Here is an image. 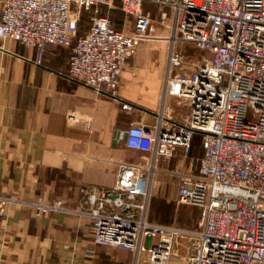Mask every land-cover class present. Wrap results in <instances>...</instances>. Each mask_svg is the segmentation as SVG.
Instances as JSON below:
<instances>
[{
    "label": "built area",
    "instance_id": "2783aa9c",
    "mask_svg": "<svg viewBox=\"0 0 264 264\" xmlns=\"http://www.w3.org/2000/svg\"><path fill=\"white\" fill-rule=\"evenodd\" d=\"M146 1L171 30L163 96L188 102L190 112L173 122L161 110L152 125L126 130V148L150 157L119 162L110 189L85 192L93 242L130 252L132 264H170L173 256L186 264H264V0H119L130 30L113 26L114 0H2L0 39L38 50L37 62L48 46H72L68 79L131 111L119 96L120 77L151 39ZM83 13L90 25L78 35ZM178 43L194 46L200 59L191 62ZM196 135L203 155L197 173L181 175L176 204L198 208V228L149 223L157 160L177 150L188 156ZM6 202L0 198L1 214ZM61 205L33 204L37 215Z\"/></svg>",
    "mask_w": 264,
    "mask_h": 264
},
{
    "label": "crops",
    "instance_id": "0c3cea01",
    "mask_svg": "<svg viewBox=\"0 0 264 264\" xmlns=\"http://www.w3.org/2000/svg\"><path fill=\"white\" fill-rule=\"evenodd\" d=\"M115 4L108 13L113 26L130 30L132 22L119 10V0ZM155 8L143 4L150 18ZM81 27L78 35L88 30ZM149 35L120 77L119 96L131 111L68 79L72 46H48L37 62L38 50L0 39V198L9 201L0 213V264H132L130 252L94 244L85 192L110 189L119 162L150 157L126 148L130 126L152 125L161 110L173 122L190 112L188 102L163 96L171 30L152 21ZM202 155L195 136L188 156L177 150L157 160L149 223L198 228L199 210L177 217L176 196L181 175L197 173ZM38 199L62 205L37 215ZM170 264L186 262L173 256Z\"/></svg>",
    "mask_w": 264,
    "mask_h": 264
},
{
    "label": "rangeland",
    "instance_id": "374dc122",
    "mask_svg": "<svg viewBox=\"0 0 264 264\" xmlns=\"http://www.w3.org/2000/svg\"><path fill=\"white\" fill-rule=\"evenodd\" d=\"M115 1L116 0H114V7L116 6ZM155 7H156L155 8L156 9V14L151 15V19L153 21V24H159V8H158V6H155ZM101 14L102 15H106L107 12L106 11H102ZM90 17H91L90 14H87V13L84 14L83 20H82V22H80V25L82 26L81 27L82 30L84 28H88L89 27V25H90ZM176 47H177V50L181 51L185 56L189 57L191 62L198 61V59H200V55L202 54L198 49H196L194 46H192L190 44L178 43ZM245 117H246L247 120H250V121H253V122H256L257 119H258V116L256 114H253V111H251V110L247 111ZM196 136H199V135H196ZM155 192L156 191H155V187H154L153 193L155 194ZM153 198H154V196H153ZM169 203H170L171 206H172V204H174V202L172 200H170ZM177 208H178L177 209V217H178V214H180V212H185L186 210L191 209V208L196 210V212L198 214V209L195 208V207L178 206ZM181 214L183 216V213H181ZM176 224H177V222H176Z\"/></svg>",
    "mask_w": 264,
    "mask_h": 264
},
{
    "label": "trees",
    "instance_id": "16d2710c",
    "mask_svg": "<svg viewBox=\"0 0 264 264\" xmlns=\"http://www.w3.org/2000/svg\"><path fill=\"white\" fill-rule=\"evenodd\" d=\"M84 14H86V13H83V15L81 16V18H80V20H79V23H78V30H79V25H80V22H82V20H83V17H84ZM199 137V136H198Z\"/></svg>",
    "mask_w": 264,
    "mask_h": 264
}]
</instances>
